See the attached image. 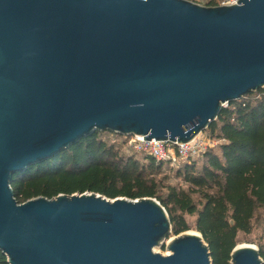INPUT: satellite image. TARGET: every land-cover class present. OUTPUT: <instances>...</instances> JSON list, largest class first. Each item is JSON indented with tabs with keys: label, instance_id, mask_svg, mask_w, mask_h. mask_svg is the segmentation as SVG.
<instances>
[{
	"label": "water",
	"instance_id": "1",
	"mask_svg": "<svg viewBox=\"0 0 264 264\" xmlns=\"http://www.w3.org/2000/svg\"><path fill=\"white\" fill-rule=\"evenodd\" d=\"M264 87V0H0V251L9 264H212L154 197L19 203L16 173L95 131L189 142ZM233 223V222H232ZM231 264H264L236 245Z\"/></svg>",
	"mask_w": 264,
	"mask_h": 264
},
{
	"label": "trees",
	"instance_id": "2",
	"mask_svg": "<svg viewBox=\"0 0 264 264\" xmlns=\"http://www.w3.org/2000/svg\"><path fill=\"white\" fill-rule=\"evenodd\" d=\"M208 4L217 5L214 0ZM206 132L222 142L218 151L209 148L177 169L188 189L173 186L162 195L156 173L168 162L134 150L146 157L140 162L103 136L120 134L95 131L57 156L16 173L11 182L14 197L19 203L61 193L154 197L169 213L172 234L190 230L186 215L196 216L195 228L209 246L212 264H231L238 233L250 234L257 211L264 209V89L222 107ZM259 251L264 261V229ZM0 264H9L1 251Z\"/></svg>",
	"mask_w": 264,
	"mask_h": 264
},
{
	"label": "rangeland",
	"instance_id": "3",
	"mask_svg": "<svg viewBox=\"0 0 264 264\" xmlns=\"http://www.w3.org/2000/svg\"><path fill=\"white\" fill-rule=\"evenodd\" d=\"M201 5H209L208 3L212 2L213 0H191ZM216 1L217 5H220V3L224 0H214ZM228 105V104H227ZM207 129H205L204 135L211 136L209 132H206ZM104 138L110 142L114 143L117 148L120 149L121 153L124 155H132L133 157H136L139 159L140 162H144L146 157L142 154L135 153V151L129 147V138L121 135H115V134H104ZM217 142V145L215 146V150H219L220 143L222 140L212 137ZM184 162H176L175 164L170 163H164L163 169L156 173V180L158 181L160 185V193L162 195H167L169 187H182L185 189H188L187 184L184 183V179L182 176L177 175V169L181 166H183ZM156 199V198H155ZM187 222L190 225V231H197L195 228V220L196 216L186 215ZM264 229V209H260L257 211L254 221H253V230L250 234L246 235L243 232H239L236 237L237 245L244 244V243H251L259 248L260 243L262 242V233ZM199 232V231H198ZM176 235L170 233V236L168 239L164 240L161 244L154 247L155 252H159L161 254L166 255L167 252H171L168 248L169 241L174 238Z\"/></svg>",
	"mask_w": 264,
	"mask_h": 264
},
{
	"label": "built area",
	"instance_id": "4",
	"mask_svg": "<svg viewBox=\"0 0 264 264\" xmlns=\"http://www.w3.org/2000/svg\"><path fill=\"white\" fill-rule=\"evenodd\" d=\"M238 0H224L220 5L236 3ZM264 89V87H263ZM129 147L133 150L148 154L157 160L165 161L170 164L176 162L190 163L194 159L200 158L209 148L217 145V142L211 136L204 135V132L198 134L189 142L179 143L170 140H147L144 136L130 135Z\"/></svg>",
	"mask_w": 264,
	"mask_h": 264
},
{
	"label": "bare ground",
	"instance_id": "5",
	"mask_svg": "<svg viewBox=\"0 0 264 264\" xmlns=\"http://www.w3.org/2000/svg\"><path fill=\"white\" fill-rule=\"evenodd\" d=\"M190 232H195V231L191 230ZM239 245H244V244H239ZM166 254H169V252H167Z\"/></svg>",
	"mask_w": 264,
	"mask_h": 264
}]
</instances>
